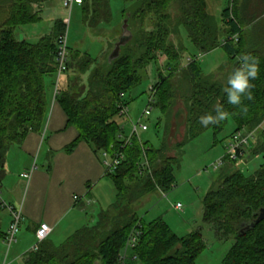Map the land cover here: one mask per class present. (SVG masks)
<instances>
[{
  "label": "trees",
  "instance_id": "1",
  "mask_svg": "<svg viewBox=\"0 0 264 264\" xmlns=\"http://www.w3.org/2000/svg\"><path fill=\"white\" fill-rule=\"evenodd\" d=\"M7 1L11 2V13L0 23V182L5 176L11 147L23 144L31 133H40L46 124L50 108L48 79L56 77L58 44L67 30L63 20H59L51 33L38 42L20 40L16 30L40 23V8L54 0ZM124 1L131 4L124 19L128 20L132 41L121 49L119 58L111 64L108 57L118 41L110 52L105 53L103 62V59L94 60L89 54L82 55L69 47L74 58L70 60L68 72L73 69L81 75L90 72L86 91L82 95L85 87L75 90L76 93L70 86L62 90L59 87L56 96L67 118V126L78 134L67 152L71 153L79 144L86 143L96 154L106 152L113 156L121 152L124 155L118 169L106 175L116 189V201L99 214L94 226L79 230L61 246L45 241L38 252L26 254V264H120L135 228L141 235L135 248L126 253L125 264H197L198 257L206 249L200 231L179 237L162 218L147 223L137 215L135 208L144 197L157 191L168 194L175 188L174 173L180 168L184 148L205 132L211 130L217 141L230 119L236 125L235 134L241 130L253 132L264 121V54L254 51V45L251 46L245 36L248 25L239 0L233 8L236 19H233L229 8L224 10L223 27L208 13V0ZM173 6H177L181 14L176 22L172 19ZM81 7L84 22L90 28L98 27L100 20L105 19L106 24L111 22L109 6L104 0H84ZM149 19L154 22L153 30L134 31L135 21L144 26ZM181 28L197 54L206 55L223 48L229 60L233 61L231 74L245 55L259 61L257 79L251 81V100L242 99L241 107L228 104L224 91L228 78L222 83L206 77L197 61L185 68L189 89L186 95H180L181 76L177 72L189 50L184 45L177 47L169 40L178 36ZM237 35L241 37L239 43L229 40ZM224 41L227 42L225 45ZM158 55L167 58L170 70L167 76L160 73L154 87L155 108L168 119L181 98L185 100L184 119L182 117L185 139L176 144L169 140L155 148L134 136L131 143L122 149L125 143L116 119L130 104L127 95L141 85L140 72L151 62H157ZM219 106L230 113L229 118L218 125L202 127L199 118L215 115ZM180 117L181 114H177V118ZM261 138L255 141L248 156L264 155V136ZM263 208L264 164L249 177L241 171L221 175L204 196L203 222L213 227L220 241H234L224 264H264V220L250 228ZM114 213L117 215L112 217ZM5 236L0 231V241Z\"/></svg>",
  "mask_w": 264,
  "mask_h": 264
},
{
  "label": "rangeland",
  "instance_id": "2",
  "mask_svg": "<svg viewBox=\"0 0 264 264\" xmlns=\"http://www.w3.org/2000/svg\"><path fill=\"white\" fill-rule=\"evenodd\" d=\"M104 1L109 6L111 13V22L109 24H106L104 19L100 20L101 22L98 27L90 28L84 22L82 7L76 6L70 14V12L63 7V0H54L46 2L43 7L40 8L41 11L38 10L40 11V17L42 18L40 23L20 27L16 30V35L20 40L36 43L41 37L51 33L56 21H69L67 32L68 47L73 51L80 52L82 55L87 53L94 60H100L103 52L108 48L107 53L110 52L112 46L120 39L125 20L124 14L125 12H129L131 7V4L125 3L124 0ZM229 1L230 0H208L207 2L209 13L212 14L219 23L221 22L222 11L226 6L228 8ZM239 3L240 9L246 19L245 23L248 25V28H245V36L250 41L251 46H255L253 49L254 51L264 54V0H239ZM101 5L104 6L103 4ZM10 13L11 2H6V0L0 1V23L8 18ZM180 15L179 8L173 6V21L176 22ZM232 15L233 19H236L234 10ZM90 19L91 21L93 20L92 14L90 15ZM153 23V20L149 19L144 26H141V24L138 22L136 23L135 21L133 23V29L136 33L143 29L149 32L153 30ZM169 41L174 42L177 47L184 45L189 50V52L183 56L181 67L177 72L178 75L181 76V96L186 95V92L189 89V82L185 77L184 71L188 65V59L193 56L199 58L198 63L201 65L206 77H211L212 79H215V81L222 83H225L227 78L230 77L233 69V61L228 60V56L222 49L214 54L210 53L202 55L195 53V50L192 49L191 44L187 40L186 32L183 28L180 29L178 36L175 35L171 37ZM106 54L103 55L102 62L105 60ZM73 58L74 57L70 55L71 61ZM79 59H81V57ZM220 66L221 68L218 69ZM169 70L170 68L167 66V58L158 55L157 62H151L140 72L142 77L141 85L135 88L126 97L130 102L128 106L129 117L125 116L118 118V123L124 128L127 137L131 136L133 132L132 123H137L142 112L146 109L150 91L157 85L160 73L167 76ZM89 75L90 72L81 75L78 70L74 71V69L61 76L62 78L58 77L56 74L54 79H48L49 96L56 88L54 86L52 87L51 83L56 85L60 78L63 81L67 78L71 90L75 93V90L80 91L81 87H85L82 92V95H84ZM181 99L182 101L177 103L174 112L168 117V119L161 114L157 108H154L151 117L143 119L142 122L148 124L149 130L147 132L139 131L142 142H149L155 148H159L163 142L167 143L169 140L174 144L184 141L186 129L182 126V123L185 116L183 110L185 100H183V98ZM179 113L181 114V117L179 118L180 121L177 118V114ZM177 121L180 122L179 125L177 124ZM235 130L236 125L234 121L230 119L225 130L218 135L217 141H215V136L210 130L189 143L184 148L180 168L175 170L174 173L176 179L175 188L168 194L161 191L152 193L144 197L140 204L135 208L137 215L147 223L157 218H162L179 237H185L191 232L200 231L206 249L198 257L196 261L197 264H224V260L234 244L232 239L220 241L217 238L213 227L208 226L203 222L202 200L204 196L214 187L217 179L221 175H231L235 171H241L245 176L249 177L254 175L264 164V155L248 156L250 155L249 152L254 146L255 141L262 140L261 136H264L263 121L258 129L255 130L256 133L254 139L250 140V145L245 149V157L235 163L227 161L221 169L214 170L213 167L215 164L226 157ZM241 133L248 134L249 132L241 130ZM34 165L37 168H41L42 161L37 160ZM107 181L109 182L101 184V186L105 185L107 188V190L102 189L101 191V201L98 202L96 199L97 203L95 205V210H97V212H101L102 209L105 210L115 200L112 183L109 179ZM24 182L25 184L21 188V201L26 194L27 188V182ZM8 189L11 190L10 185L6 184L4 192L10 196L11 192ZM3 200L9 204V200H7L6 197H3ZM178 204L183 207L181 211H178L175 208ZM6 212L7 210L0 208V218L3 222L7 215ZM116 215L117 214L114 213L112 214V217ZM88 220L91 219L88 218ZM89 223L91 224L93 222L90 221ZM94 225L95 224L92 226ZM111 227L112 225L109 226V228ZM20 236L21 232L17 236V240H19Z\"/></svg>",
  "mask_w": 264,
  "mask_h": 264
},
{
  "label": "crops",
  "instance_id": "3",
  "mask_svg": "<svg viewBox=\"0 0 264 264\" xmlns=\"http://www.w3.org/2000/svg\"><path fill=\"white\" fill-rule=\"evenodd\" d=\"M226 8L222 11L221 22L217 21L220 27L224 25L223 12ZM108 49L103 52L101 59ZM221 49L224 51L220 48L211 53ZM61 78L58 88L67 89L69 80L66 78L63 81ZM56 96L55 88L49 96L50 108L43 130L31 133L23 144L12 146L8 153L5 176L0 182L2 197H6L11 206L20 209L23 225L19 240L11 248H8L5 239L0 241V264H26L24 256L36 244L35 233L41 224L52 227L53 232L47 241L59 247L79 230L96 224L99 214L104 211L95 210L97 201L102 199V189L107 190L101 184L110 180L105 174L102 153H94L86 143L79 144L71 153L67 152L78 134L74 128L67 126V118ZM37 160L42 161L41 168L34 165ZM24 174H30V178H24ZM24 181L27 182V188L21 201ZM6 184L10 185V196L4 192ZM112 186L115 200L105 210L116 201L117 192L113 183ZM75 197H78L77 201ZM6 213L4 222L0 218V231L5 235L11 223V215L8 211ZM90 221L93 223L90 224Z\"/></svg>",
  "mask_w": 264,
  "mask_h": 264
},
{
  "label": "built area",
  "instance_id": "4",
  "mask_svg": "<svg viewBox=\"0 0 264 264\" xmlns=\"http://www.w3.org/2000/svg\"><path fill=\"white\" fill-rule=\"evenodd\" d=\"M235 1L236 0L229 1L228 8L230 9L232 13H233ZM83 3H84V0H63V7L67 11H69L71 14V12L76 6L81 7ZM64 23L67 26L66 34L60 40L58 44L57 54H56L58 77H61L65 73L68 72V69H69L68 67L70 63V51L68 47V38H67L69 21H66ZM239 39H240V36L237 35V36L232 37L229 40L234 43H239ZM226 43L227 42L224 41L223 45H225ZM198 60L199 58L197 57L195 58L191 57L188 59V64L192 63L193 61L198 62ZM58 82L56 85V89H57L56 95L59 93ZM156 102H157L156 89L152 88L150 91V95L148 97V105L146 109L144 110V112H142V115L140 116L139 121L137 123L131 122L133 126V132L131 136L127 137L125 135L124 128L121 127L122 133H123L121 135V139L125 143L124 146H122V149L131 143V140L134 136H137L140 139L139 131L147 132L149 130L148 124L143 123L142 121L143 119H148L149 117L152 116V112L155 108ZM125 116L129 117L128 108H123L120 113V117H125ZM255 133L256 132L254 131V132H249L248 134H242L241 132H238L237 134H235L232 137V141H231V144L229 145L226 157L218 161V163L215 164V166L213 167L214 170L216 171L218 169H221V167H223L227 161L237 162L238 160L243 159L245 157V149L250 145V140L254 139ZM102 158H103V165L105 168V174L109 175L111 173H114L118 169V167L121 165L124 159V155L120 152V153H115L113 156H111L110 154L103 152ZM23 177L30 178V174H24ZM75 200L77 201L78 197H75ZM0 208L7 210L11 215V223H10V226L5 236V243L7 244L8 248H11L12 245H14L17 242V236L20 234L21 229H22V225H23L22 212L20 211V209H17L7 204L3 200L1 189H0ZM175 208L176 210L181 211L183 207L182 205L178 204ZM52 232H53L52 227L44 223L41 224L35 233L36 244L34 245V247L29 253L38 252L40 245L50 238ZM140 235H141V232L137 228H135L133 232L131 233V236L129 237L128 243L126 245L125 255L129 250L135 248ZM125 255L120 264H125Z\"/></svg>",
  "mask_w": 264,
  "mask_h": 264
},
{
  "label": "clouds",
  "instance_id": "5",
  "mask_svg": "<svg viewBox=\"0 0 264 264\" xmlns=\"http://www.w3.org/2000/svg\"><path fill=\"white\" fill-rule=\"evenodd\" d=\"M259 71V61L251 56H243L240 66L237 67L227 81V87L224 89L227 97V103L241 107L242 99H252L251 81L257 79ZM246 111V108L244 109ZM230 116V113L224 111L222 106L215 109V115L207 114L199 118V124L207 128L209 125H218L225 121Z\"/></svg>",
  "mask_w": 264,
  "mask_h": 264
},
{
  "label": "water",
  "instance_id": "6",
  "mask_svg": "<svg viewBox=\"0 0 264 264\" xmlns=\"http://www.w3.org/2000/svg\"><path fill=\"white\" fill-rule=\"evenodd\" d=\"M133 39V35L129 30L128 20L125 19L122 27V35L118 42L115 44L113 51L108 57V63L111 64L113 61L119 58L121 49L127 46ZM264 220V208L260 210L258 218L254 223L251 224L250 228H255L260 222Z\"/></svg>",
  "mask_w": 264,
  "mask_h": 264
}]
</instances>
